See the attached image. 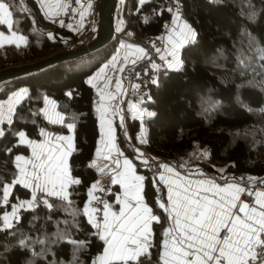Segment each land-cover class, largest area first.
Wrapping results in <instances>:
<instances>
[{
    "label": "trees",
    "instance_id": "1",
    "mask_svg": "<svg viewBox=\"0 0 264 264\" xmlns=\"http://www.w3.org/2000/svg\"><path fill=\"white\" fill-rule=\"evenodd\" d=\"M178 1L195 36L182 46L177 67L158 68L149 98L141 102L154 115L127 120L116 133L118 148L135 161L144 178L142 197L158 222L152 226L149 252L136 261L108 264H162L168 215L156 197L151 171L137 159L141 122L146 125V150L180 171L240 182L264 176V0ZM168 2L118 0V14L125 16L128 34L146 42L164 32L171 18ZM0 3L10 13V31L24 39L0 45V69L68 49L78 37L66 23L50 19L37 0ZM0 29L6 31L5 25ZM116 43L0 85V100L26 89L0 131V264H95L102 251L104 244L84 210L90 185L99 175L91 165L99 117L89 76ZM47 100L62 115V123L45 118ZM67 126L73 133L68 197L37 193L31 207L20 208L19 219L8 222L11 208L32 196L17 181V158L30 154L21 134L39 140L45 133L65 134ZM7 183H13L8 197Z\"/></svg>",
    "mask_w": 264,
    "mask_h": 264
},
{
    "label": "crops",
    "instance_id": "2",
    "mask_svg": "<svg viewBox=\"0 0 264 264\" xmlns=\"http://www.w3.org/2000/svg\"><path fill=\"white\" fill-rule=\"evenodd\" d=\"M143 1L139 0V3ZM38 3L51 19L58 17L65 6L71 4L78 17L74 21L68 17L67 21L59 22L66 23L77 32L80 30L86 10L79 8L76 0H39ZM4 9V5L0 4V14ZM0 24L8 29L7 22L0 20ZM125 26L126 19L122 20L120 30ZM116 27L117 19L115 29L120 31ZM7 31L0 29L1 41L3 37L13 36ZM194 36L182 13L171 12L167 28L161 35L160 66L170 69L177 67L182 46ZM118 42L105 60L106 64L102 63L89 76V82L97 94L95 107L99 117V138L91 165L98 174L112 173L116 187L105 207L100 232L104 245L94 258L95 264L138 260L149 252L152 226L158 222V217L143 200L144 178L137 170L135 161L117 146V126H125L127 120H141L148 115L136 97L125 95L120 84L123 68L139 60L143 48L137 43ZM25 94L26 89L20 88L0 100V131L5 123L10 122L17 103ZM43 113L50 122H63L62 115L51 100H47ZM67 128L65 134L45 133L39 140H29L21 134V142L30 147V154L17 158V181L30 188L32 196L30 200L11 208L6 216L8 222L18 220V210L31 207L37 193L68 197L67 187L71 181L68 158L73 149V133L71 127ZM145 136L146 125L141 122L137 132L141 144L136 147L139 160L146 158L141 149ZM159 164L157 180L162 189L159 201L168 215L162 264L236 263L252 255L258 234L264 229V191H259L253 200L246 201L240 181L217 179L200 171L183 172L166 160H160ZM58 178L62 180L61 183H57ZM12 186L13 183L5 185L6 197ZM223 229L227 234L220 238L219 233Z\"/></svg>",
    "mask_w": 264,
    "mask_h": 264
},
{
    "label": "built area",
    "instance_id": "3",
    "mask_svg": "<svg viewBox=\"0 0 264 264\" xmlns=\"http://www.w3.org/2000/svg\"><path fill=\"white\" fill-rule=\"evenodd\" d=\"M168 1V10L171 12L177 11L182 13L181 5L178 0ZM76 4L79 8L85 9L86 13L83 19V24L78 31V37L76 41L72 43L71 47L86 45L91 42L95 37L97 29L96 17L98 14L99 0H76ZM126 11L127 15L131 13L130 1L127 4ZM68 17H71V20L73 21L78 17L77 14L74 13L73 6L71 4L66 5L63 13L56 18H52V20L55 22L67 21ZM161 35L151 37L146 42H141L138 39L132 38L128 34L126 26L123 30L116 31L114 35L117 41L120 40L127 43H137L143 48V53L140 59L127 64L123 68L120 75V84L125 95L136 97L140 103L149 98L150 86L154 82L158 68L162 64V56L160 54V47L162 46ZM141 149L143 154L148 159V162L144 165V167L151 171L154 180L156 197L161 199L162 189L157 180V176L160 173V160L148 152L145 147H142ZM56 181L57 183H61L62 180L58 178ZM217 182L220 183V181ZM239 183L243 190V199L246 201L253 200L259 191H264V176ZM114 185L115 180L113 174L102 173L99 174L92 182L88 190L84 210L88 220L95 227V233L98 238H100L101 224L103 223L105 217V207L107 206L109 196L113 193ZM226 234V230L223 229L220 231L219 237L223 238ZM207 264L214 263L208 262ZM220 264H264V229L258 234V240L254 245L251 256L236 263H226L221 261Z\"/></svg>",
    "mask_w": 264,
    "mask_h": 264
},
{
    "label": "water",
    "instance_id": "4",
    "mask_svg": "<svg viewBox=\"0 0 264 264\" xmlns=\"http://www.w3.org/2000/svg\"><path fill=\"white\" fill-rule=\"evenodd\" d=\"M118 0H99L98 23L93 40L86 45H78L53 53L36 61L13 65L0 69V85L15 81L28 74L49 68L55 64L75 60L82 56L92 54L103 47L114 44L116 29V11Z\"/></svg>",
    "mask_w": 264,
    "mask_h": 264
},
{
    "label": "rangeland",
    "instance_id": "5",
    "mask_svg": "<svg viewBox=\"0 0 264 264\" xmlns=\"http://www.w3.org/2000/svg\"><path fill=\"white\" fill-rule=\"evenodd\" d=\"M39 1V0H38ZM1 4V3H0ZM3 5V4H2ZM5 7V6H4ZM0 16H2L1 18H0V20L2 21V22H7L8 23V29L6 28V30H8L7 32H9V33H12L13 34V36H11L10 38H8V37H3V39L4 40H0V45H2V44H7V43H4V42H14V43H20V42H22L24 39H23V37L22 36H18L17 34H15V33H13V32H11L10 31V22H11V16H10V13H9V11L6 9V7H5V9H4V11L0 14ZM115 17H116V19H117V30H120V26H121V22H122V20H124L125 19V16L124 15H118V8H117V11H116V15H115ZM60 23V22H59ZM76 29V28H75ZM18 37V38H17ZM119 42H121L120 40H119ZM118 42V43H119ZM117 44V43H116ZM117 47V45L115 46V48ZM110 59V58H109ZM108 59V60H109ZM105 64H106V62H105ZM144 109L146 110V112H147V114L150 116V115H154V112L152 111V110H150V109H147L145 106H144ZM141 161H143V162H148V159L147 158H144L143 160H141ZM224 180V179H223Z\"/></svg>",
    "mask_w": 264,
    "mask_h": 264
}]
</instances>
